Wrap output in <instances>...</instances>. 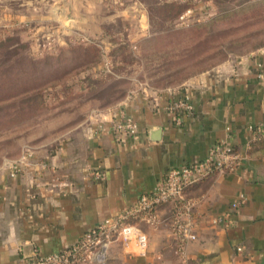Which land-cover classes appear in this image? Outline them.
<instances>
[{
	"label": "crops",
	"instance_id": "1",
	"mask_svg": "<svg viewBox=\"0 0 264 264\" xmlns=\"http://www.w3.org/2000/svg\"><path fill=\"white\" fill-rule=\"evenodd\" d=\"M132 3L129 12L140 25L148 24L145 6ZM185 97L194 112L176 126L167 108ZM122 116L138 130L119 140L114 123ZM261 125L264 49L219 64L179 88L137 92L58 148L30 151L0 168V264L65 250L134 206L168 170L204 160L222 141L242 160L235 172L214 174L186 191L185 198L196 202L190 221L197 240L181 245L171 232L175 204L160 206L156 224L137 222L148 238L146 253L134 242L118 241L108 250L107 264H264V141L255 143L249 130ZM239 195L245 201L233 225L215 224Z\"/></svg>",
	"mask_w": 264,
	"mask_h": 264
},
{
	"label": "rangeland",
	"instance_id": "2",
	"mask_svg": "<svg viewBox=\"0 0 264 264\" xmlns=\"http://www.w3.org/2000/svg\"><path fill=\"white\" fill-rule=\"evenodd\" d=\"M133 1L148 24L129 12ZM0 5V168L58 148L137 92L179 88L264 49V0Z\"/></svg>",
	"mask_w": 264,
	"mask_h": 264
},
{
	"label": "built area",
	"instance_id": "3",
	"mask_svg": "<svg viewBox=\"0 0 264 264\" xmlns=\"http://www.w3.org/2000/svg\"><path fill=\"white\" fill-rule=\"evenodd\" d=\"M167 109L175 115L176 126H181L184 117L194 112L192 103L186 97L172 102ZM137 130L138 125L125 116L114 123V132L119 140L136 135ZM249 130L254 136V141L264 138V125L250 126ZM241 160L242 157L230 142H219L210 148L204 160L168 170L151 192L141 195L134 206L117 218L105 220L59 253L34 256L25 259L22 264H107L108 250L118 241L123 244L134 242L144 254L148 248V238L137 226V222L156 224L158 208L169 204H175L170 219L172 235L181 245L196 241L197 236L190 221L196 202L185 198L186 191L214 174L235 172ZM92 175L103 178L100 173ZM244 201L245 197L239 195L232 202L229 212L214 220V223L226 229L230 228L234 223L233 215ZM237 251L242 252L243 248H237Z\"/></svg>",
	"mask_w": 264,
	"mask_h": 264
},
{
	"label": "trees",
	"instance_id": "4",
	"mask_svg": "<svg viewBox=\"0 0 264 264\" xmlns=\"http://www.w3.org/2000/svg\"><path fill=\"white\" fill-rule=\"evenodd\" d=\"M263 141H264V138H261L260 140L255 141V143L263 142Z\"/></svg>",
	"mask_w": 264,
	"mask_h": 264
}]
</instances>
